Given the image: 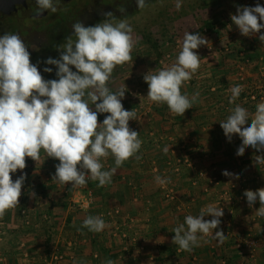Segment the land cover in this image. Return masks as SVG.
Segmentation results:
<instances>
[{"label": "crops", "instance_id": "crops-1", "mask_svg": "<svg viewBox=\"0 0 264 264\" xmlns=\"http://www.w3.org/2000/svg\"><path fill=\"white\" fill-rule=\"evenodd\" d=\"M257 3L264 5V0H229V7L238 14V6ZM229 27L234 35L229 54L216 59L203 57L204 48L197 50L200 67L181 91L199 96L183 115L166 103L149 101V86L143 88L142 100L148 101L140 112L153 107L154 114L133 128L141 148L118 167L111 183L99 186L90 179L72 187L53 180L59 160L43 149L38 161L25 157L26 167L11 174L15 181L27 173L19 204L0 215V264H105L109 259L114 264H264V216L256 214L260 202L250 207L244 196L245 190L264 188V162L256 161L260 152L251 146L237 154L240 135L229 141L220 123L236 104L247 108L250 117L255 113L258 102L246 106L240 97L227 104L223 89L238 82L236 63L242 59L249 67L246 89L264 94V41L259 32L244 36L235 24ZM224 105L229 109L224 111ZM102 163L105 170L116 167L112 155ZM225 170L232 175L225 176ZM157 176L170 182L161 186ZM209 205L224 209L217 228L198 234L199 245L191 251L174 244L172 229ZM90 215L104 219L103 231L83 226ZM221 229L223 241L213 238ZM250 237L257 241L254 258L240 247Z\"/></svg>", "mask_w": 264, "mask_h": 264}, {"label": "clouds", "instance_id": "clouds-1", "mask_svg": "<svg viewBox=\"0 0 264 264\" xmlns=\"http://www.w3.org/2000/svg\"><path fill=\"white\" fill-rule=\"evenodd\" d=\"M58 2L36 0V15L45 10L55 13ZM147 2L136 0L139 9ZM181 6L182 0H176L177 9ZM105 16V20L94 26L74 23L73 35L58 46L59 58L49 57L44 61L46 65L55 66L58 79L43 77L39 65L31 62L28 46L19 33L0 35V215L19 204L27 178V173H23L13 181L11 174L26 167L25 157L38 161L42 149L47 157L59 160L53 180L63 184L71 182L72 187L85 185L90 179L97 180L99 186L111 183L118 167L140 150L139 133L129 126V121L136 119V112L125 109L122 103L127 85L115 91L107 86L114 68L132 59L133 28L126 18L117 19L112 12ZM231 20L242 35L259 32L258 38L264 41V32H261L264 5L240 7ZM208 43L200 33L186 32L176 62L143 75L149 86L147 98L166 103L170 111L178 115L192 108L199 92L190 98L182 93L181 87L200 67L201 58L194 50ZM43 71L52 73L54 69L44 67ZM230 91L231 104L240 96L242 88L235 85ZM103 113L109 115L98 122V115ZM220 123L229 141L233 134L240 135L237 154L251 146L260 152L256 161L264 162V98L256 104L251 117L247 108L236 104ZM168 150L164 148L165 152ZM109 155L115 158L116 167L105 170L102 158ZM223 174L232 175L228 170ZM155 179L161 186L170 182L168 177ZM244 196L250 207L259 200L256 214L264 216V188L245 190ZM223 213L222 207L209 205L201 209L199 215H187L183 223L172 229L173 243L191 251L199 245L198 234L213 232ZM209 214L213 218L205 220V215ZM83 226L98 233L106 224L101 216L90 215L84 219ZM214 237L223 241L225 232L216 231ZM105 264L114 262L109 259Z\"/></svg>", "mask_w": 264, "mask_h": 264}, {"label": "rangeland", "instance_id": "rangeland-1", "mask_svg": "<svg viewBox=\"0 0 264 264\" xmlns=\"http://www.w3.org/2000/svg\"><path fill=\"white\" fill-rule=\"evenodd\" d=\"M75 1L71 2L69 7L74 6ZM125 1L91 0L90 2H84L82 0L79 2L80 6L73 8V14L65 19H54L48 24L28 19L21 23L19 27L17 26L19 30L14 29V22L11 23L12 21L5 20L0 22V35L11 31L19 33L28 46L31 62L39 65L43 77L45 79H58L55 75V66L46 65L44 61L49 57L59 58L60 50L58 46L65 43L68 36L73 35L72 25L74 23L79 21L84 23L85 26H94L107 18L105 16L107 12H112L117 19L126 18L133 28L132 36L135 41L131 51L132 59L114 68L107 86L115 91L127 85L122 103L127 109L136 112V119L129 121V126L133 129L138 121H149L154 114L153 107L152 110L140 112L143 105L148 101L142 100L145 98L143 88L146 85L148 86V84H144V79H141L143 75L149 70L158 71L165 68V64H168L169 67L172 66V62L176 60L181 50L183 36L188 31L193 34L200 33L209 41L208 46H201V48H204L205 53L201 52L200 47L194 50L201 52L203 57L212 54L217 57L216 59H219L225 53L229 54L234 48L225 51L224 43L228 39H231L233 43L234 35L229 30V23L231 25L235 24L231 20V16L236 13L229 7V0H182V6L179 9L176 7V0H148L143 9H139L136 3L127 12L121 11V5ZM240 7L242 6H238V8ZM95 12H99V14H95ZM101 12L103 14H100ZM235 27L239 30L237 25ZM215 43L216 49L213 45ZM209 47L212 49H208ZM44 67H53L54 71L52 73L44 72ZM236 69L238 82L235 85L241 86L242 91L246 92L243 95L240 94L238 98L241 97L242 101L247 102L246 106L261 101L264 94H259L252 88L246 89L249 86L244 74L249 69L246 61L239 60L236 63ZM73 70L75 71L74 66ZM250 84L255 85L251 82ZM233 86H226L223 89L227 91L225 92L227 94V104L229 103V97L232 95L230 89ZM214 90H216V87ZM252 95H255L256 98L253 99ZM147 105L149 104L147 103ZM131 106L133 107L130 108ZM223 108L226 111L229 106L224 105ZM107 115L109 113L99 114L98 122H102ZM182 162L188 164L189 160L182 159Z\"/></svg>", "mask_w": 264, "mask_h": 264}, {"label": "water", "instance_id": "water-1", "mask_svg": "<svg viewBox=\"0 0 264 264\" xmlns=\"http://www.w3.org/2000/svg\"><path fill=\"white\" fill-rule=\"evenodd\" d=\"M70 0H59L57 8L62 7ZM36 0H0V20L9 16H16L17 19L23 20L26 17L37 16ZM49 10H45L38 17L44 16Z\"/></svg>", "mask_w": 264, "mask_h": 264}, {"label": "flooded vegetation", "instance_id": "flooded-vegetation-1", "mask_svg": "<svg viewBox=\"0 0 264 264\" xmlns=\"http://www.w3.org/2000/svg\"><path fill=\"white\" fill-rule=\"evenodd\" d=\"M73 1H75V0H70L69 2H67L62 7L57 8V11L55 13L49 11L44 16H41V17L31 16V17H26L23 20L17 19L16 16H9V17H7V18H5L3 20H0V22H3L5 20H10V21H12L11 23H13V22L15 23L14 29L16 28V30H19L18 29L19 25L21 23L25 22L28 19L31 20V21H34V22H38V23L40 22V23L48 24V23H51V21H53L54 19H56V20H58V19H65V18L69 17L70 15H72L73 14V10H74L73 8L80 6L79 5V2L82 1V0H76L78 2L76 3V1H75V5L69 7V4L71 2H73ZM90 1L91 0H89V1L88 0L87 1L84 0V2H90ZM84 2H82V3H84ZM134 5H136V0H126L125 3H123L121 5V7L124 9V11L127 12L131 8H133ZM95 14H99V12H95ZM100 14H103V12H101ZM35 25H39V24H35Z\"/></svg>", "mask_w": 264, "mask_h": 264}, {"label": "built area", "instance_id": "built-area-1", "mask_svg": "<svg viewBox=\"0 0 264 264\" xmlns=\"http://www.w3.org/2000/svg\"><path fill=\"white\" fill-rule=\"evenodd\" d=\"M230 48H232V41L231 39H228L225 41L224 43V50L225 51H229ZM208 49H212L211 47H209ZM252 98L255 99L256 96L252 95ZM105 160V158H102V162ZM240 247L247 249L246 251L249 253V255L254 258V250L257 247V241L253 238H247L245 240H243V242L240 243ZM242 264H245V262H243Z\"/></svg>", "mask_w": 264, "mask_h": 264}]
</instances>
